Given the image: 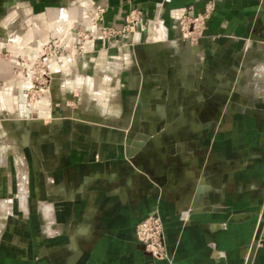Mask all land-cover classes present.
<instances>
[{
	"label": "crops",
	"instance_id": "0c3cea01",
	"mask_svg": "<svg viewBox=\"0 0 264 264\" xmlns=\"http://www.w3.org/2000/svg\"><path fill=\"white\" fill-rule=\"evenodd\" d=\"M207 1L0 0V28L15 18L16 29L36 25L25 38L37 42L57 36L59 21L85 25L82 12L97 5L116 27L132 8L144 13L85 67H99L96 97H81L82 107L95 103L83 110L92 125L35 133L31 188L44 197L47 176V234L35 213L31 224H6L0 264H264V0H212L192 46L178 19ZM21 147H0V197L24 175ZM154 213L165 259L135 238Z\"/></svg>",
	"mask_w": 264,
	"mask_h": 264
},
{
	"label": "rangeland",
	"instance_id": "374dc122",
	"mask_svg": "<svg viewBox=\"0 0 264 264\" xmlns=\"http://www.w3.org/2000/svg\"><path fill=\"white\" fill-rule=\"evenodd\" d=\"M93 9H87V17L80 16L85 25L78 24L76 19L70 23L74 29L84 32L81 37L71 34L69 23L64 21H59L55 27L57 36L39 42L25 38L26 29H35L36 25L16 29L15 18L0 28V147L22 146L28 167L27 171L24 166L27 174L22 182L15 180L10 190H3L0 197L4 204L0 211V238L6 224L18 221L31 224L34 213L39 217L40 233L47 234V176L41 173L40 189L44 197L39 199L31 188L30 159L38 160L41 156L35 133L61 123H93L85 118L84 111L95 103L85 102L82 107L81 97L85 92L86 100L96 97L99 89L95 79L99 78V67L95 65L90 73L85 67L98 62L99 53L107 43L99 26L91 22ZM95 125L99 126L98 123ZM9 157L12 159L10 154ZM11 164L15 165V162L9 160V168L5 167L10 169ZM13 165L11 169L16 174ZM16 167L20 168L17 164ZM7 176L12 179L11 174ZM2 185L4 188L5 183ZM41 211L45 214L44 219ZM52 228L55 234L59 233L57 225Z\"/></svg>",
	"mask_w": 264,
	"mask_h": 264
},
{
	"label": "built area",
	"instance_id": "2783aa9c",
	"mask_svg": "<svg viewBox=\"0 0 264 264\" xmlns=\"http://www.w3.org/2000/svg\"><path fill=\"white\" fill-rule=\"evenodd\" d=\"M216 6L212 0L207 1L204 9L191 15L188 13L182 14L178 19V29L183 40L187 41L192 46H197L203 38L207 23L213 16ZM105 8L97 5L93 9L91 22L99 26V31L102 37L107 42H111L118 36L125 33H133L137 27L143 22L144 13L142 10L132 8L127 12L124 18L123 25L116 27L107 25L104 22ZM62 15V14H61ZM87 17V11L83 12L82 17ZM72 22V19L68 23ZM69 32L77 37L84 35V32L69 27ZM135 238L139 244L144 247V250L153 259H165L168 257L166 244L164 239V228L160 216L157 213L149 215L140 220L135 226Z\"/></svg>",
	"mask_w": 264,
	"mask_h": 264
},
{
	"label": "bare ground",
	"instance_id": "6f19581e",
	"mask_svg": "<svg viewBox=\"0 0 264 264\" xmlns=\"http://www.w3.org/2000/svg\"><path fill=\"white\" fill-rule=\"evenodd\" d=\"M61 14H63V12L61 13ZM60 19L62 20V19H65L66 20V18H64V17H62V15L60 16ZM69 27H71L72 28V26H71V24H70V26ZM19 144V143H18ZM22 148V147H21ZM9 150H10V148H9ZM1 156V155H0ZM3 156V155H2ZM1 158V157H0ZM21 161V160H20ZM23 162V161H22ZM21 162V163H22ZM24 163H25V161H24ZM6 166V165H5ZM20 169H21V171H22V173L23 174H25V171H24V167H22V165L20 166ZM20 176V175H19ZM21 178H20V181L22 182V179H23V177H24V175H22V176H20ZM25 179V178H24ZM3 208H4V204L3 203H1L0 202V211L2 212L3 211Z\"/></svg>",
	"mask_w": 264,
	"mask_h": 264
}]
</instances>
